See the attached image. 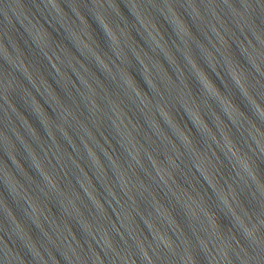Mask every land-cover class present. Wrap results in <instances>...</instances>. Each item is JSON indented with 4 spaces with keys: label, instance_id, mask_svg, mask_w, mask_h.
<instances>
[{
    "label": "water",
    "instance_id": "95a60500",
    "mask_svg": "<svg viewBox=\"0 0 264 264\" xmlns=\"http://www.w3.org/2000/svg\"><path fill=\"white\" fill-rule=\"evenodd\" d=\"M0 264H264V0H0Z\"/></svg>",
    "mask_w": 264,
    "mask_h": 264
}]
</instances>
